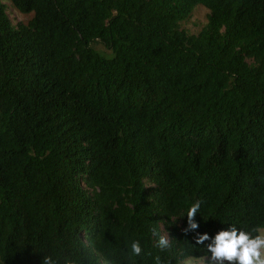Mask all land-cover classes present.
<instances>
[{
    "label": "trees",
    "instance_id": "16d2710c",
    "mask_svg": "<svg viewBox=\"0 0 264 264\" xmlns=\"http://www.w3.org/2000/svg\"><path fill=\"white\" fill-rule=\"evenodd\" d=\"M8 1L32 18L0 0V264H182L196 232L264 230V0Z\"/></svg>",
    "mask_w": 264,
    "mask_h": 264
},
{
    "label": "clouds",
    "instance_id": "9594fccd",
    "mask_svg": "<svg viewBox=\"0 0 264 264\" xmlns=\"http://www.w3.org/2000/svg\"><path fill=\"white\" fill-rule=\"evenodd\" d=\"M199 211V202L193 203L187 209L186 232H195L200 227L195 220ZM205 241H208L206 245ZM195 244L206 247L208 253L206 264H264V230L259 228L253 232L227 224V227L221 228L214 235L196 232ZM157 247L161 250L168 248V238L157 233ZM131 253L140 256L142 247L139 241L131 243ZM43 264H57V261L52 257H45Z\"/></svg>",
    "mask_w": 264,
    "mask_h": 264
},
{
    "label": "rangeland",
    "instance_id": "374dc122",
    "mask_svg": "<svg viewBox=\"0 0 264 264\" xmlns=\"http://www.w3.org/2000/svg\"><path fill=\"white\" fill-rule=\"evenodd\" d=\"M2 3L6 6L7 15L13 26L19 24L26 25L32 18V15H22L18 13L10 4L8 0H2ZM208 10L203 6H196L191 17L185 22L180 24V29L187 32L190 35H197L201 29L207 23ZM93 49L103 55L106 59H112L113 53L107 50L102 44L96 42L92 45ZM166 236V235H165ZM167 237V236H166ZM106 264V263H105ZM182 264H206V259L201 260H187Z\"/></svg>",
    "mask_w": 264,
    "mask_h": 264
}]
</instances>
